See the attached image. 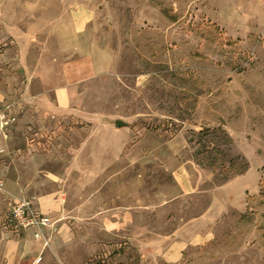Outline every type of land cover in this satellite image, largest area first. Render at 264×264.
Masks as SVG:
<instances>
[{"label": "rangeland", "instance_id": "1", "mask_svg": "<svg viewBox=\"0 0 264 264\" xmlns=\"http://www.w3.org/2000/svg\"><path fill=\"white\" fill-rule=\"evenodd\" d=\"M49 6L92 11L90 41L111 62L78 89L72 112L54 117L31 98L41 91L42 69H53V33L37 31L24 48L19 27L13 33L1 24L0 106H10L20 122L0 162L8 164L17 149L49 156L44 167L52 169L76 148L83 159L115 158L104 169L127 177L130 206L153 205V193L167 185L171 197L193 189L173 204L178 223L211 207V240L169 264H264V0H49ZM15 164L24 169L27 162ZM86 165H77V184ZM31 195L16 198L34 201ZM154 213L142 211L136 221L168 229ZM69 228L77 234L71 257L81 264H166L132 241H84L89 226Z\"/></svg>", "mask_w": 264, "mask_h": 264}, {"label": "crops", "instance_id": "2", "mask_svg": "<svg viewBox=\"0 0 264 264\" xmlns=\"http://www.w3.org/2000/svg\"><path fill=\"white\" fill-rule=\"evenodd\" d=\"M32 1L0 0V25L4 24L13 33L19 27L17 40L24 48L31 45L37 31L53 33L57 49L53 69H42L39 80L41 91L31 98L43 112L54 117L64 115L73 111L78 89L106 71L111 56L90 41L87 27L96 19L92 11L80 7L68 12L60 8L50 12L49 0H37L38 7L33 6ZM7 18L12 23H5ZM36 18L39 20L35 24ZM19 120L11 129L9 139L18 129ZM26 147L27 151L32 149L29 144ZM78 152L76 148L73 157L66 163L59 161L62 164L58 169L44 167L49 156L32 152L26 155L23 152L22 155L19 149L12 151L11 163L4 165L0 162V264H81L77 256L71 257V245L77 242V234L69 226H89L93 232L90 231V237L86 236L84 241L98 240V237L132 241L139 252L151 250L166 264L178 261L185 250L211 240L209 227L212 221L208 219L211 207L181 223L177 221L176 212H171L175 210L173 204L178 197L191 196L193 189L171 197L165 185L153 193V205L141 202L130 206L127 177L118 170L104 169L115 158L108 163L105 160L103 164L94 154L83 159L82 155H77ZM25 159L27 164L24 169L18 168L15 163ZM81 161L87 162V165L78 175L77 184V165ZM170 177L176 184V171L170 172ZM86 180L90 188L81 184ZM104 186L106 191L109 188L112 191L105 193L102 190ZM86 190L89 197L83 199L81 195ZM20 192H31L37 208L51 219V227L45 230L47 249H42L41 244L33 239L30 230L18 233L8 219L9 205ZM77 194L80 196L77 197ZM148 209L155 211L153 217L160 216L162 224L168 229L140 226L136 219ZM96 225L99 229L94 230ZM94 248L97 249V246L91 249ZM37 258L41 260L37 262Z\"/></svg>", "mask_w": 264, "mask_h": 264}, {"label": "built area", "instance_id": "3", "mask_svg": "<svg viewBox=\"0 0 264 264\" xmlns=\"http://www.w3.org/2000/svg\"><path fill=\"white\" fill-rule=\"evenodd\" d=\"M16 114L7 105L0 106V155L7 149L9 133L16 124ZM8 219L15 230L32 232L35 241L48 246L45 230L51 227V219L44 215L35 205L34 201L27 198L13 200L8 208Z\"/></svg>", "mask_w": 264, "mask_h": 264}, {"label": "water", "instance_id": "4", "mask_svg": "<svg viewBox=\"0 0 264 264\" xmlns=\"http://www.w3.org/2000/svg\"><path fill=\"white\" fill-rule=\"evenodd\" d=\"M123 125H124V123L121 122V121H117V122H116V126H117V127H121V126H123Z\"/></svg>", "mask_w": 264, "mask_h": 264}, {"label": "trees", "instance_id": "5", "mask_svg": "<svg viewBox=\"0 0 264 264\" xmlns=\"http://www.w3.org/2000/svg\"><path fill=\"white\" fill-rule=\"evenodd\" d=\"M179 129H180V128L175 129V133L178 132Z\"/></svg>", "mask_w": 264, "mask_h": 264}]
</instances>
